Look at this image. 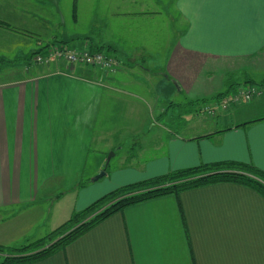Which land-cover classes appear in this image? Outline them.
Here are the masks:
<instances>
[{
	"label": "crops",
	"instance_id": "1",
	"mask_svg": "<svg viewBox=\"0 0 264 264\" xmlns=\"http://www.w3.org/2000/svg\"><path fill=\"white\" fill-rule=\"evenodd\" d=\"M170 1H100L90 28L79 33L87 39L70 45H110L118 62L113 71L61 60H27L22 68L0 71L9 76L0 80V244L34 238L58 192L71 193L70 210L78 211L122 185L199 163L232 161L264 171V109L255 113L252 102L188 136L164 131L131 152L135 163L117 166L101 182L89 179L105 166L99 158L88 163L100 111L118 105L110 91L129 88V73L140 64L142 74L159 67V77L172 80L186 101L224 91L229 77L228 90L264 79V0ZM34 3L37 9L15 19L0 9V21L9 24H0L1 47L10 32L25 40L47 38L41 34H47L45 26L54 28L51 12L41 16L43 2ZM75 13L74 25L82 18L77 8ZM81 176L88 181L77 188ZM34 264H264V197L245 185L219 182L145 200Z\"/></svg>",
	"mask_w": 264,
	"mask_h": 264
},
{
	"label": "rangeland",
	"instance_id": "2",
	"mask_svg": "<svg viewBox=\"0 0 264 264\" xmlns=\"http://www.w3.org/2000/svg\"><path fill=\"white\" fill-rule=\"evenodd\" d=\"M35 1L36 0H6L10 7L7 5L1 7V5H4L5 0H0V9H7V14L10 19H15L19 17L17 16V13L21 12L23 14L24 11L30 12V7L37 9L38 6L34 3ZM41 1L43 4H41L40 7V11H42L40 12V15L45 17L43 15H46L45 9L50 10L49 12H51L50 14L53 18L54 28L51 26L49 30V28L45 26V32L47 34H41V36L47 38H42L41 41L32 36L29 37L30 41L29 39H22L25 38V36L21 34L19 35L15 32L7 34L8 40L5 41L6 45L3 44V48L0 46V71L4 72V69L8 67L7 65H10V67L22 68L26 65V58L28 59L29 57H31L30 59H32L33 62V56L36 54V51L38 52L40 47L46 45L45 41L48 40V42H52L53 40L51 39H53L52 35L54 34L57 35L58 38H60L59 35L66 37L67 33L71 31L74 32L75 29L77 31V37L82 40L81 37H83V35H80L79 33L90 28V18L94 12L97 11L101 0H56L58 3V12L50 0ZM20 2L21 5L19 7ZM169 3L172 5L173 0ZM82 4L85 5L83 6ZM23 6H26V8H21ZM164 7V10L167 9V12H169V8L167 6ZM76 8L78 19L80 16L82 18H80L74 25L73 21L76 19ZM47 25H52V21L48 20ZM86 36L88 35L86 34ZM89 36H92L90 38L95 41L97 38L95 30H93ZM38 46L39 48L37 49L36 47ZM51 48L52 47L44 49L40 51V53L44 54ZM23 50H26V52ZM28 54L30 56H28ZM12 59H14L15 62ZM11 60L12 62H10ZM6 61L9 63H5ZM117 64L118 62L115 64V67ZM78 65L88 66L85 64ZM140 67H142L141 64L137 69L132 70V72L129 73L130 76L128 80L132 83L129 88L125 87L119 91H110L112 92L111 94L113 98L117 101H115V103L118 105H115L114 109L107 105L106 108L101 109L98 121L92 132L90 152L88 156L89 166L94 165L95 160L98 158L101 159L102 165L104 166L108 153L114 151L108 164L104 166V168H106V175L98 179L100 182L105 180V178H108L110 175L109 173L115 170L117 166H126V164L131 162L135 163L137 160L131 158V152L138 150L141 145L145 148L146 144L151 143L155 139H159V136H162L164 131L168 130L177 132L183 136H188L195 131L205 129L210 124H221L224 120L218 117L229 115L230 111L240 107L239 105L247 104L241 103L228 106L225 111L217 109L214 115H208L205 113L191 114L185 110V106H187L186 97L181 91L177 90L178 87L175 86V83L172 80H170L172 84L168 83L165 77L164 80L159 77L158 73H161L159 67H150L149 73H153L151 76L149 73L142 74V71L139 70ZM15 75L17 76L19 74L16 73ZM5 77L9 76L5 74L0 75V80ZM243 80L244 79L242 78L241 80L236 81ZM227 81L231 83L232 80L229 77L227 78ZM224 89H226V87ZM252 102L253 105L255 102L253 108H258L255 113H258L262 108L264 109V98L254 99L249 103ZM167 106H171L167 115L159 117ZM200 106H203V103ZM111 146L112 149H110ZM147 151L148 150L144 151L143 154H146ZM151 152L149 155H151ZM104 168L98 170L95 174H91L89 179H92ZM85 178L86 176H81L79 180L88 181ZM72 202L73 195L71 193L65 192L64 194H59L58 192V194L52 198L51 203H49L50 205L46 207L45 215L39 219L41 223L36 224V227L31 234L34 238L28 236L27 239H23L21 244L46 235L65 221L68 216H70L69 213L73 211L70 210L72 208ZM1 245L11 246L4 244ZM14 245H20V242Z\"/></svg>",
	"mask_w": 264,
	"mask_h": 264
},
{
	"label": "trees",
	"instance_id": "3",
	"mask_svg": "<svg viewBox=\"0 0 264 264\" xmlns=\"http://www.w3.org/2000/svg\"><path fill=\"white\" fill-rule=\"evenodd\" d=\"M0 24L6 27L9 26V24L2 21H0ZM81 38L85 40L87 36ZM76 39L80 38L77 36L66 38L62 35L58 38L56 36L52 42L40 47L38 52L36 51V54L50 47L74 48L70 45V42ZM88 49L103 52L115 60L110 54L113 49L110 45L91 43ZM30 58H26V60L32 61ZM5 63L9 62L6 61ZM39 64L45 65L43 63ZM229 87L230 84L227 81L226 89L222 92L186 101L187 106H185V110L191 114L195 113L202 103L206 104L217 101L227 94L230 91L228 90ZM170 107L167 106L159 117L167 115ZM103 170H106V168ZM219 182L242 184L254 189L264 197V171L252 164L226 161L199 163L196 166L184 169L169 170L165 174L122 185L103 194L83 209L78 211L73 210L64 222L40 238L17 246H2L0 244V264H34L40 262L58 251H63L70 242L85 233L92 226L110 215L121 211L128 205L164 195L178 196L182 191ZM86 183L87 181L78 180L76 187H84Z\"/></svg>",
	"mask_w": 264,
	"mask_h": 264
},
{
	"label": "built area",
	"instance_id": "4",
	"mask_svg": "<svg viewBox=\"0 0 264 264\" xmlns=\"http://www.w3.org/2000/svg\"><path fill=\"white\" fill-rule=\"evenodd\" d=\"M55 60H61L71 65L85 64L105 71H113L117 63L105 53L91 51L88 47L80 49L52 47L44 54L38 53L33 56V61L38 64H49ZM259 98H264V79L255 83L238 85L217 101L203 104L198 111L200 113L214 115L217 109L225 111L228 106L249 103Z\"/></svg>",
	"mask_w": 264,
	"mask_h": 264
},
{
	"label": "water",
	"instance_id": "5",
	"mask_svg": "<svg viewBox=\"0 0 264 264\" xmlns=\"http://www.w3.org/2000/svg\"><path fill=\"white\" fill-rule=\"evenodd\" d=\"M52 2V4L55 6L56 11L58 12V3L56 0H50ZM114 151H110L106 157V161H105V166L108 164L110 158L113 156ZM105 174V170H102L101 172H99L97 175H95L92 180H98L100 177L104 176Z\"/></svg>",
	"mask_w": 264,
	"mask_h": 264
}]
</instances>
